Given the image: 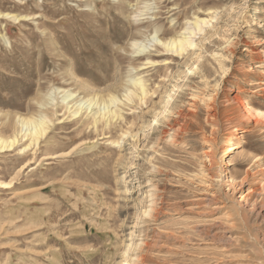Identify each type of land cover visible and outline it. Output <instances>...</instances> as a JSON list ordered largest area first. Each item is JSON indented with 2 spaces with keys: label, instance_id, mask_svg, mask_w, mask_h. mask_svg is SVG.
<instances>
[{
  "label": "rangeland",
  "instance_id": "1",
  "mask_svg": "<svg viewBox=\"0 0 264 264\" xmlns=\"http://www.w3.org/2000/svg\"><path fill=\"white\" fill-rule=\"evenodd\" d=\"M0 13V137L41 111L55 122L34 151L0 150V264H264V119L237 105L264 114V0H0ZM198 17L195 47L160 50ZM137 77L145 104L126 98ZM68 91L101 110L116 97L122 117L75 125Z\"/></svg>",
  "mask_w": 264,
  "mask_h": 264
},
{
  "label": "bare ground",
  "instance_id": "2",
  "mask_svg": "<svg viewBox=\"0 0 264 264\" xmlns=\"http://www.w3.org/2000/svg\"><path fill=\"white\" fill-rule=\"evenodd\" d=\"M0 15H2V13H0ZM5 17L11 18L14 21H17L19 19V16H15V15L11 16L10 14H7ZM191 25H192L191 28L186 29V32L182 34L181 37H179L178 39H171L168 41L156 40L157 46H159L160 50H162L163 52L182 56L190 48L195 47V42L193 40V37L197 35V33L203 32V27L210 25V20L201 19L198 17L195 19V21ZM159 47L157 48L159 49ZM155 63L150 62L147 64L155 65ZM132 80H133L132 81L133 87L135 89L134 91L129 92L128 95L126 93L127 97L126 96L125 97L129 101H132L133 99H138L140 103L145 104L146 100L148 99L151 93V91H149L147 87L146 81L143 78H138V77ZM259 83L258 81L255 82L254 80H251L250 86L255 87L256 85H259ZM251 89H247L245 91V94L247 95V97L250 94V92H252ZM65 92L66 90L61 91V93H65ZM50 97L48 99V102L45 101L43 102V104H40V105L45 107L47 105H50L49 104L50 102L54 103V100L51 99ZM115 98L108 99L110 100V103H109L110 105L108 104L104 105L103 107L104 109L101 110L100 109L101 107L99 106L98 101H95L94 99H87V98H86L87 100H85L84 98L81 99L80 95H78L77 92L68 91L66 98H63L64 101L62 102L61 108H63L65 112L68 113L67 119L71 118L72 121H74L75 125H80V127L86 128V129L93 128L97 132L99 129H103V130L108 129L113 121H115L116 119L118 120L120 119V117H122L118 107H113V106L111 107V105H114L117 102L116 99L118 98L116 99ZM100 100H103V99L100 98ZM247 104L245 103L244 100L237 101L238 111L243 116L241 117V119L251 120L255 118L253 120L255 123V126L257 127V126L262 125V122L260 120L264 119V114H262L261 111L255 110L249 104L248 105ZM56 106L57 105H55L54 107ZM96 106L98 107V109H95ZM53 114L56 115L57 111H55V113ZM212 116H215V115H212ZM258 118H260V120H258ZM57 120L61 121V119H57ZM232 122L230 123L231 128H233V130L237 132V134H239V131H242V132L247 131L246 129L247 127H245L247 122L241 121L239 122V124H236V126ZM54 123L55 122L52 120V118H50L49 115L44 111L43 112L41 111L40 114L35 118L33 116V118L20 120L19 124L22 127V128L20 127L21 128L20 133H18L15 137L13 136V139H9V140H5L0 137V150L1 151L10 150L11 151V149L16 147L22 139H25L24 148L20 150L22 153L32 148H34L35 150V148L40 147V145L48 139L47 138L48 133L52 129ZM19 136H21L20 139H19Z\"/></svg>",
  "mask_w": 264,
  "mask_h": 264
}]
</instances>
